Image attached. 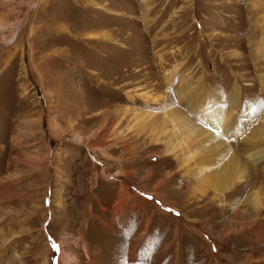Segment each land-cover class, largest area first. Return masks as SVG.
<instances>
[{"label":"rangeland","instance_id":"rangeland-1","mask_svg":"<svg viewBox=\"0 0 264 264\" xmlns=\"http://www.w3.org/2000/svg\"><path fill=\"white\" fill-rule=\"evenodd\" d=\"M181 90L246 122L215 163L264 127V0H0V264H264V159L200 192Z\"/></svg>","mask_w":264,"mask_h":264},{"label":"bare ground","instance_id":"bare-ground-1","mask_svg":"<svg viewBox=\"0 0 264 264\" xmlns=\"http://www.w3.org/2000/svg\"><path fill=\"white\" fill-rule=\"evenodd\" d=\"M174 72L175 71L168 74L166 78L168 84L171 79H173ZM186 91L181 90V92L179 91L178 93L181 102H183L186 107L188 106L189 109L193 110L195 114L200 116L206 128L198 129L197 131L193 130L191 133H188L185 126L180 127L179 124L175 123L179 119L172 113L163 114L161 116V124L162 126H166L170 122L173 125V130H175L174 138L178 140V147H181L187 140L194 143L200 138L204 139V144L209 148L208 154L210 159H208L204 167L207 168V175L204 173L196 175V180L199 182L197 188L200 192L205 188H211L218 199L224 191L230 188L229 186L235 185L236 182L239 183L243 181L247 174V161L249 162L251 160L253 163L255 162V164H258L259 161L264 159V127L252 130L243 137L244 141L239 148V152L235 155H230L226 162L215 163L211 158L215 157L212 155L218 154L219 149H222V147L226 145L223 137H231L235 134L241 135L243 131L242 127L246 125V122H235L233 113L229 116H225L222 113V105L224 102L213 93L209 92L208 96H204L201 93L195 94L193 91ZM239 96V92L235 91L228 99V104L231 109L239 105ZM141 97L148 101V103L151 101L158 102L157 98L150 95ZM186 126H188V123H186ZM235 127H238V129L234 130ZM172 153H174V149L170 148L168 154ZM193 156L194 155H190L189 157L192 158ZM187 160L189 159L187 158ZM253 203L257 209L264 205V199L257 194ZM258 231L263 232L262 234L260 233V236H262L264 234V227L260 226Z\"/></svg>","mask_w":264,"mask_h":264},{"label":"snow or ice","instance_id":"snow-or-ice-1","mask_svg":"<svg viewBox=\"0 0 264 264\" xmlns=\"http://www.w3.org/2000/svg\"><path fill=\"white\" fill-rule=\"evenodd\" d=\"M54 247H56L58 249V246H56L55 244L53 245Z\"/></svg>","mask_w":264,"mask_h":264}]
</instances>
